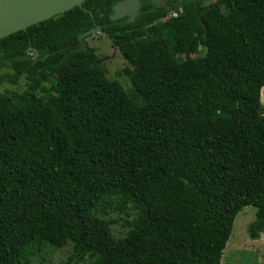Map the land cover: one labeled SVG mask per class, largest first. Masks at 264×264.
Returning a JSON list of instances; mask_svg holds the SVG:
<instances>
[{"label":"trees","instance_id":"obj_1","mask_svg":"<svg viewBox=\"0 0 264 264\" xmlns=\"http://www.w3.org/2000/svg\"><path fill=\"white\" fill-rule=\"evenodd\" d=\"M118 1L0 39V84L27 80L0 89V264L46 244L70 245L66 264H221L248 205L250 237L264 232V0L134 22L110 19ZM98 25L132 93L87 43Z\"/></svg>","mask_w":264,"mask_h":264},{"label":"rangeland","instance_id":"obj_2","mask_svg":"<svg viewBox=\"0 0 264 264\" xmlns=\"http://www.w3.org/2000/svg\"><path fill=\"white\" fill-rule=\"evenodd\" d=\"M86 41L90 46L96 48L99 58L111 55L114 51L115 44L113 39L108 35L102 34L100 31H96L87 37ZM200 50L201 54H203L204 49L200 48ZM102 65L110 80L118 81L128 93L133 92L132 82L123 71L127 66V61L119 53V50L116 51L115 56L105 59ZM26 82L25 77H22L15 85L8 82L0 84V89L2 91L11 90L12 92L21 94L27 90ZM38 94L47 96L48 92ZM261 101L264 107V88L261 90ZM113 216L119 217L117 213L113 214ZM255 220L256 208L252 205L244 207L237 215L232 234L222 256L221 264H264V232L260 234L258 239L250 237V226ZM123 223L124 220H121L116 224L114 231L120 232ZM70 247L68 245L64 248H57L46 244L35 251L31 258V264H66Z\"/></svg>","mask_w":264,"mask_h":264},{"label":"water","instance_id":"obj_3","mask_svg":"<svg viewBox=\"0 0 264 264\" xmlns=\"http://www.w3.org/2000/svg\"><path fill=\"white\" fill-rule=\"evenodd\" d=\"M85 0H0V39L25 30L29 26L48 20L66 12ZM140 9V0H120L113 5L112 19L116 20L129 15L133 21ZM94 29L85 32L89 35ZM118 47L115 46L114 55Z\"/></svg>","mask_w":264,"mask_h":264},{"label":"flooded vegetation","instance_id":"obj_4","mask_svg":"<svg viewBox=\"0 0 264 264\" xmlns=\"http://www.w3.org/2000/svg\"><path fill=\"white\" fill-rule=\"evenodd\" d=\"M187 1H189V0H149V1H146V2H144V0H140V9L137 12V14L135 16V19L133 21H129L130 16L128 14L124 15L123 17L118 18V19H122L125 22H134L136 20L137 16L140 14L141 9L143 7H145L146 9H154V8L165 9V11L167 12L166 17L172 16V15H175L177 13L178 9H182L184 4ZM193 1H196V0H193ZM113 13H114V11H113ZM113 13L110 15V19H112L111 17L113 15ZM118 19H116V20H118ZM92 29H94L93 33H95L96 31H100L102 34H105V33L102 32V27L99 26V25L93 27ZM93 33H91V34H89L87 36L89 37ZM114 49H115V45H114ZM113 56H115L114 55V51H113V53L111 55H107L104 58H99V63L102 64L105 59H109L110 57H113Z\"/></svg>","mask_w":264,"mask_h":264}]
</instances>
